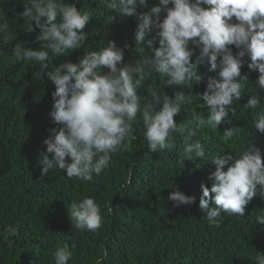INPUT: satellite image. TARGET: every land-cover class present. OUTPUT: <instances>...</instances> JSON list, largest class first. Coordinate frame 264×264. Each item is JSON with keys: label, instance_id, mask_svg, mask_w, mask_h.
<instances>
[{"label": "trees", "instance_id": "trees-1", "mask_svg": "<svg viewBox=\"0 0 264 264\" xmlns=\"http://www.w3.org/2000/svg\"><path fill=\"white\" fill-rule=\"evenodd\" d=\"M25 3L27 0H0L5 14L0 23L6 21L9 31L16 34L11 42L0 37V264H55L54 252L60 246H68L73 253L68 264H95L98 257L103 264H257V252L264 255V224L256 220L264 215V195L257 192L242 216L222 213L219 226H209L199 200L201 184L211 187L208 177L215 170L214 156H238L252 143L261 150L264 162V133L252 125L260 109L243 106L254 92L264 104V89L256 85L259 73L245 63L241 75L248 82L242 98L233 105L235 114L229 113L218 128L202 127L193 137L204 146L201 158L184 159L180 164L184 140L179 134L172 150L150 152L138 114L133 125L136 138L126 141L127 149L113 154L109 167L93 175L91 181L69 178L58 168L42 176L43 140L48 129L56 127L48 115L55 87L47 71L64 59L76 62L83 52L98 50L107 41H114L124 52L118 67L132 63L139 56L134 44L138 20L111 10L107 0H65L91 14L85 28L87 46L67 58L50 55L49 68L41 75L38 63L11 59L16 44L33 49L40 46L36 40L39 29L25 32L26 23L18 15ZM158 3L147 0L146 6L137 7V13ZM154 36L155 31L148 38ZM158 46L157 37L154 47ZM145 52L152 55L147 48ZM198 54L195 49L193 62ZM199 73L202 80L185 89L191 103L181 107L174 117L177 123L191 119L193 111L207 116L206 106L196 107L203 104L198 94L205 91L207 77L216 73L207 72L206 66H200ZM158 85L159 77L153 73L137 92L149 97L151 88ZM178 90L168 86L159 89L169 97ZM161 107L162 103L156 110ZM229 127L239 129L238 137L225 139L223 132ZM175 190L194 197V202L176 206L168 199ZM84 197H93L100 206L103 221L96 232L71 225L67 210Z\"/></svg>", "mask_w": 264, "mask_h": 264}, {"label": "clouds", "instance_id": "clouds-1", "mask_svg": "<svg viewBox=\"0 0 264 264\" xmlns=\"http://www.w3.org/2000/svg\"><path fill=\"white\" fill-rule=\"evenodd\" d=\"M146 5L147 0H107L111 10L138 20L134 44L139 56L132 63L118 67L124 52L114 41H107L98 50L83 52L76 62L64 59L47 71L55 87L48 115L56 127L48 129L49 135L43 140L42 176L58 168L69 178L91 181L93 175L109 167L113 154L127 149L126 141L136 138L133 125L138 114L150 152L172 150L179 134L184 140L180 164L184 159L201 158L204 146L193 137L202 127L218 128L229 113L235 114L233 105L242 98L248 82L241 75L245 63L249 70L259 73L256 85L264 89V0H159L149 11L137 13V7ZM18 15L26 23L25 32L39 29L36 40L40 46L33 49L16 44L11 59L38 63L41 75L49 68L50 55L67 58L87 46L85 28L91 14L65 0H27ZM4 18L0 10V21ZM153 31L155 36L148 38ZM15 36L6 21L0 23V37L11 42ZM157 37L159 46L154 47ZM145 48L152 55H147ZM195 49L199 54L193 62ZM200 66L216 73L207 77L205 91L198 94L203 104L196 107L206 106L207 116L193 111L191 119L177 123L174 117L185 103H191L185 89L202 80ZM153 73L158 75L159 85L151 88L149 97L139 95L137 89ZM161 86L180 90L169 97L159 91ZM260 99L254 92L243 106L260 109L252 125L264 133V104ZM238 135V128L223 132L227 140ZM211 161L215 165L208 177L211 187L201 184L199 209L206 214L209 226H219L222 213L242 216L257 192L264 195V162L261 150L252 143L238 156L224 153ZM168 199L176 206L194 202V197L179 190L172 191ZM67 211L77 230L96 232L102 226L101 209L93 197L72 202ZM256 220L264 224V215ZM72 256L68 246L57 247L55 264H68ZM256 262L264 264V255L257 252ZM95 264H103V259L96 258Z\"/></svg>", "mask_w": 264, "mask_h": 264}]
</instances>
